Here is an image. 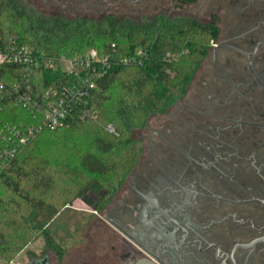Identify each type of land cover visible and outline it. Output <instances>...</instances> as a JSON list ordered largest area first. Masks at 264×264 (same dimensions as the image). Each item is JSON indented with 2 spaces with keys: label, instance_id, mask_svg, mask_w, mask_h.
<instances>
[{
  "label": "flooded vegetation",
  "instance_id": "af4514ba",
  "mask_svg": "<svg viewBox=\"0 0 264 264\" xmlns=\"http://www.w3.org/2000/svg\"><path fill=\"white\" fill-rule=\"evenodd\" d=\"M152 1L25 3L67 18H94L96 11H101L98 17L139 18L147 16ZM214 1L220 9L223 0ZM230 3L238 6L237 0ZM240 6L264 12V0ZM163 7L153 13L164 14ZM250 26L245 40L211 43L207 56L220 61L225 52L233 56L234 77L226 78L221 69L224 81L210 84L204 102L190 106L202 118H196L195 129L172 136L170 146L145 143L122 194L90 189L80 196L95 207L89 206L84 241L73 253L45 241L39 250H21L25 264H137L142 259L152 264H264V18ZM240 72L249 76L236 83Z\"/></svg>",
  "mask_w": 264,
  "mask_h": 264
},
{
  "label": "trees",
  "instance_id": "16d2710c",
  "mask_svg": "<svg viewBox=\"0 0 264 264\" xmlns=\"http://www.w3.org/2000/svg\"><path fill=\"white\" fill-rule=\"evenodd\" d=\"M193 1L177 0L180 5ZM247 1L237 0V5ZM247 9L254 19L264 18L261 10ZM219 20L214 11L206 21L167 13L67 18L34 10L21 0H0V32L11 31L37 50L71 55L95 48L102 53L115 43L119 53L138 46L149 53L143 66H113L97 81L92 97L97 119L40 131L1 173L0 259L11 260L40 235L55 244L46 226L84 192H116L142 152L133 131L183 99L211 43L221 38ZM250 27L240 35L247 36ZM245 76L238 73L235 82L246 81ZM55 146L64 152L47 157L44 150ZM54 195L60 196L58 205L51 200Z\"/></svg>",
  "mask_w": 264,
  "mask_h": 264
},
{
  "label": "built area",
  "instance_id": "2783aa9c",
  "mask_svg": "<svg viewBox=\"0 0 264 264\" xmlns=\"http://www.w3.org/2000/svg\"><path fill=\"white\" fill-rule=\"evenodd\" d=\"M148 57L139 46L119 53L115 43L102 53L50 54L0 32V177L40 131L97 119V81L113 66L140 67ZM105 128L115 132L112 124Z\"/></svg>",
  "mask_w": 264,
  "mask_h": 264
},
{
  "label": "rangeland",
  "instance_id": "374dc122",
  "mask_svg": "<svg viewBox=\"0 0 264 264\" xmlns=\"http://www.w3.org/2000/svg\"><path fill=\"white\" fill-rule=\"evenodd\" d=\"M25 3V0H21ZM163 2V6L161 3ZM26 4V3H25ZM158 4L157 7H154ZM150 5L149 16L151 13L161 10L163 7L164 12L167 14H178L195 16L201 20H207L210 13L217 12L220 16L219 27L221 31V40L225 43H233L236 40L248 38L247 36H240L241 32H247L248 26L252 24L254 20V14L248 10L245 6L234 7L230 0H223L220 9L214 0H195L190 5L178 4L177 0H153ZM237 8H240L237 10ZM126 10V14L129 9ZM246 10V11H245ZM245 12V13H244ZM101 11H96L93 15L97 18ZM250 14V15H249ZM229 58V63L225 62V58ZM233 56L230 53L225 52L221 58L214 59L211 56H207L200 63L183 99L174 104L165 113L153 115L149 118L145 127L136 129L133 131L135 138L143 137L142 147L147 143L148 146H156V142L162 141L164 146H170L172 136L177 137L181 132L193 131L194 124H197L196 118H201L195 111L192 112L190 106L203 103L205 95L209 92V85L216 82L224 81V76H221V69L226 73V77L231 78L233 65ZM219 68V69H217ZM206 82V86L202 83ZM199 94H203L202 99ZM243 98V97H240ZM190 108V109H189ZM198 108V106H196ZM202 119V118H201ZM200 119V120H201ZM196 122V123H195ZM169 133V134H168ZM169 137V138H168ZM170 139V140H169ZM169 140V141H168ZM175 144H173L174 146ZM64 149H60L59 146L47 148L44 150V154L49 158L58 156ZM126 181V179L124 180ZM116 189V194H122V188L124 182ZM51 200L54 203L61 202L60 196L54 195ZM92 209L80 197L75 198L71 204L62 206L58 214L52 219V221L46 226V230L56 243H59L64 251L73 253V247L80 241H84L85 231L88 227V222ZM45 237L40 235L37 239L30 242L23 249L39 250L45 244ZM23 252H18L11 260L0 259V264H25L26 259L22 256Z\"/></svg>",
  "mask_w": 264,
  "mask_h": 264
},
{
  "label": "water",
  "instance_id": "95a60500",
  "mask_svg": "<svg viewBox=\"0 0 264 264\" xmlns=\"http://www.w3.org/2000/svg\"><path fill=\"white\" fill-rule=\"evenodd\" d=\"M213 66H214V59H213ZM216 67V66H215ZM217 68V67H216ZM217 69H219V68H217ZM220 70V69H219ZM221 71V70H220ZM227 78V77H226ZM82 200H84V198H82ZM85 201V200H84ZM86 202V201H85ZM89 206L91 207V208H94L95 206L93 205V204H89ZM137 264H152V263H150L149 261H147V260H145V259H142V260H140Z\"/></svg>",
  "mask_w": 264,
  "mask_h": 264
}]
</instances>
